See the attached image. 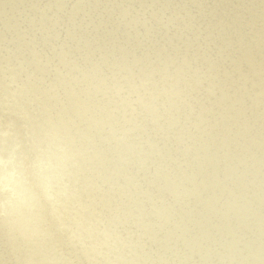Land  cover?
<instances>
[{
  "label": "rangeland",
  "instance_id": "rangeland-1",
  "mask_svg": "<svg viewBox=\"0 0 264 264\" xmlns=\"http://www.w3.org/2000/svg\"><path fill=\"white\" fill-rule=\"evenodd\" d=\"M0 79V146L22 155L37 148L39 165L51 156L41 172L53 168L73 198L78 183L65 174L78 172V157L86 171L95 162L80 204L52 213L53 192L38 204L30 191V207L8 231L2 222L21 204L5 208L0 264H133L139 255L151 264H264V0H0ZM48 128L60 140L45 151L38 142ZM97 163L104 178L117 176L94 185ZM14 175L1 179L15 185ZM109 187L124 192L96 209ZM127 203L139 219L125 222ZM93 207L99 215L85 222ZM112 221L114 241L104 243Z\"/></svg>",
  "mask_w": 264,
  "mask_h": 264
},
{
  "label": "bare ground",
  "instance_id": "bare-ground-1",
  "mask_svg": "<svg viewBox=\"0 0 264 264\" xmlns=\"http://www.w3.org/2000/svg\"><path fill=\"white\" fill-rule=\"evenodd\" d=\"M223 0H219V2L221 3ZM77 6H79V5H77ZM80 10V9H79ZM78 10V11H79ZM58 11V10H57ZM36 12V11H35ZM53 12V11H52ZM60 13H62V11L60 12ZM76 13V12H75ZM83 13H84V11H83ZM88 13V12H87ZM58 16V15H57ZM49 21V20H48ZM46 22V21H45ZM44 22V23H45ZM74 22V21H73ZM41 24V23H40ZM52 26H54L53 24H52ZM56 26V25H55ZM58 26V25H57ZM56 26V27H57ZM59 26H61V25H59ZM48 30V29H47ZM32 31V30H31ZM38 31V30H37ZM49 31V30H48ZM54 31H56L55 29H54ZM58 31V30H57ZM56 31V32H57ZM53 32V31H52ZM62 32V31H61ZM33 33V32H32ZM54 33V32H53ZM58 33V32H57ZM59 34V33H58ZM37 35V32H36V34L34 35V36H36ZM41 35V34H40ZM49 35V34H48ZM57 35V34H56ZM55 36V35H54ZM54 36H51V37H54ZM57 37V36H56ZM56 37L55 38H53L54 40H55V42H57L56 41ZM33 38V37H32ZM31 38V39H32ZM36 38H38L37 36H36ZM45 38V37H44ZM47 38V37H46ZM50 38V37H49ZM39 39V38H38ZM42 39V38H41ZM52 39V38H51ZM58 39V38H57ZM33 40V39H32ZM43 40H45V39H43ZM52 41V40H51ZM25 42H27V41H25ZM24 42V43H25ZM33 41H31V43H32ZM14 43V42H13ZM19 43H20V41H19ZM23 43V42H22ZM22 43H20V44H22ZM34 43V42H33ZM43 43H45V42H43ZM52 43H54V41H52ZM51 44V43H50ZM49 44V45H50ZM58 44V43H57ZM10 45V44H9ZM15 45V44H14ZM19 45V44H18ZM28 45V44H27ZM48 45V46H49ZM54 45H56V44H54ZM20 46V45H19ZM31 46V45H30ZM9 47V46H8ZM21 47V46H20ZM26 48H27V46H25ZM47 47V46H46ZM51 47H52V45H51ZM12 48H13V46H12ZM48 48V47H47ZM49 48H50V46H49ZM52 48H54V46L52 47ZM51 49V48H50ZM53 50V49H52ZM7 51V50H6ZM14 51V50H13ZM17 51V50H16ZM30 51H31V49H30ZM68 51V50H67ZM43 51H41L40 53H42ZM48 52H50V51H48ZM65 52V51H64ZM32 53H34V52H32ZM31 54V53H30ZM33 58V57H32ZM68 65V64H67ZM84 66V65H83ZM39 67V66H38ZM50 68H52V67H50ZM39 69V68H38ZM38 69H37V71H38ZM82 69V68H81ZM87 69H89V68H87ZM57 70V69H56ZM90 70V69H89ZM42 71H43V68H42ZM84 70H82L81 72H83ZM54 72V71H53ZM59 72V71H58ZM51 73V72H50ZM55 73V72H54ZM57 73V72H56ZM82 74V73H81ZM49 75V74H48ZM43 76V75H42ZM83 76H84V74H83ZM82 76V77H83ZM26 78V77H25ZM40 78V77H39ZM42 78V77H41ZM48 78V77H47ZM29 79V78H28ZM70 79V78H69ZM1 80V79H0ZM42 80H43V78H42ZM65 80V79H64ZM73 80V79H72ZM20 81H22V80H20ZM28 81V80H27ZM45 81V80H44ZM43 81V82H44ZM23 82V84H25L24 82L25 81H22ZM30 82V81H29ZM33 82H35L34 81V79H33ZM62 82V81H61ZM65 82V81H64ZM27 83V82H26ZM66 83V82H65ZM22 84V85H23ZM26 85V84H25ZM65 85V84H64ZM67 85V84H66ZM19 86V85H18ZM22 87V86H21ZM27 87H28V85H27ZM60 87H61V85H60ZM65 87V86H64ZM33 87H31L30 89H32ZM28 89V88H27ZM50 89H51V87H50ZM50 89H49V91H50ZM55 89V88H54ZM61 89V88H60ZM63 89V88H62ZM61 89V90H62ZM67 89V88H66ZM16 90V89H15ZM13 91V90H12ZM11 91V92H12ZM48 91V90H47ZM46 91V92H47ZM51 91H52V89H51ZM60 90H58V92H59ZM64 91V90H63ZM65 91H67V90H65ZM81 91H82V89H81ZM25 92H27V91H25ZM41 92V91H40ZM45 92V93H46ZM45 93H43V94H45ZM52 93V92H51ZM55 93H56V91H55ZM61 93H63V92H61ZM68 93V92H67ZM31 94V93H30ZM36 94H38V93H36ZM43 94H42V96H40V97H43ZM49 94V93H48ZM58 94V93H57ZM28 95H29V92H28ZM28 95H27V97H28ZM39 95H41L40 93H39ZM60 95V94H59ZM63 95V94H62ZM16 96V95H15ZM26 96V95H25ZM31 96H33V93H32V95ZM30 96V97H31ZM36 96V95H35ZM38 96V95H37ZM36 96V97H37ZM24 97V96H23ZM39 97V98H40ZM62 97V96H61ZM19 99H20V97H18ZM29 98V97H28ZM28 98H27V100H28ZM65 98V96L64 97H62V98H57L58 100H63ZM17 99V98H16ZM36 99H38V98H36ZM49 99V98H48ZM51 99V98H50ZM26 100V99H25ZM31 101V100H30ZM29 101V102H30ZM35 101V100H34ZM17 102V101H16ZM32 102V101H31ZM47 102V101H46ZM49 102V101H48ZM19 103V102H18ZM24 103V102H23ZM22 103V104H23ZM26 103H27V101H26ZM38 104V103H37ZM49 104V103H48ZM28 105H29V103H28ZM27 104H26V106H28ZM33 105H34V103H33ZM39 105V104H38ZM43 105H47V104H43ZM19 106V105H18ZM40 106H38V108H39ZM43 107V106H42ZM46 107H48L49 108V106H46ZM25 108V107H24ZM30 108V107H29ZM34 108V107H33ZM37 108V107H36ZM27 109V108H26ZM25 109V110H26ZM41 109V108H40ZM44 109H45V107H44ZM50 109V108H49ZM52 109V108H51ZM24 110V109H23ZM132 109L130 108L129 109V112L131 111ZM31 111V110H30ZM42 111H45V110H42ZM51 110H48V112H46V115L50 112ZM60 111L61 110H58V111H53L52 110V112L53 113H50V117H52L53 115L55 116V115H59L58 113H60ZM64 111V114H67V110H63ZM26 112V111H25ZM38 112V111H37ZM36 112V113H37ZM41 112V111H40ZM28 114H30V113H28ZM33 114V113H32ZM64 114H62V116H64ZM41 115H42V113H41ZM44 115H45V112H44ZM124 115V114H123ZM31 116V115H30ZM33 116H35V115H33ZM125 116H127V117H125V118H127V119H130L129 117H130V115H129V113H128V115H125ZM132 116V115H131ZM46 117V116H45ZM1 118V117H0ZM124 117H122L121 119H122V122H125V121H127L126 119H125ZM29 119V118H28ZM34 119V118H33ZM32 119V120H33ZM36 119H37V117H36ZM35 119V120H36ZM46 119H48V118H46ZM132 120H133V118H131ZM30 120V119H29ZM27 121V120H26ZM36 121H38V120H36ZM43 121V120H42ZM18 122V121H17ZM37 123H39L40 124V122L38 121ZM134 123V120L133 121H129V122H127V124H130V125H132ZM20 124V123H19ZM32 124V123H31ZM32 125H34V124H32ZM42 125V124H41ZM39 126V125H38ZM34 127V126H33ZM40 127V126H39ZM42 128V127H41ZM7 129V128H6ZM33 130V129H32ZM123 131H124V128H123ZM7 132V131H6ZM16 132V131H15ZM30 132V131H29ZM33 132V131H32ZM41 132V131H40ZM106 135H108L109 136V142L107 141V144L108 145H110L111 147H109L108 146V148H109V150H113L114 151V143H113V140H112V133H108V132H104ZM7 134V133H6ZM31 134V133H30ZM33 134H34V132H33ZM43 134V133H42ZM44 135V134H43ZM105 136V135H104ZM118 136L119 135H117V136H114L113 138L114 139H117L118 138ZM39 137H40V135H39ZM38 137V138H39ZM14 138V137H13ZM34 138H36L35 136H34ZM41 138V137H40ZM43 138H45V136L43 137ZM46 140L44 141V139L43 140H39V144L40 145H42V146H44V148H45V151L47 150V148H51V147H53L54 145H55V143H57L58 142V139L60 140V136H59V134H57V132L56 131H51L50 130V128H48V130H47V132H46ZM30 140V139H29ZM8 141V140H7ZM36 141H37V139H36ZM9 142H10V139H9ZM25 142V141H24ZM13 143V142H12ZM37 143V142H36ZM4 144V143H3ZM14 144H16V143H14ZM21 144V143H20ZM23 144V143H22ZM25 144V143H24ZM23 144V145H24ZM30 144L32 145L33 144V142L30 140ZM8 145V144H7ZM10 145V144H9ZM23 145H22V147H23ZM26 145V144H25ZM106 144H104V146H103V151H104V149H105V146ZM17 146V145H16ZM7 147V146H6ZM6 147H3V146H0V183L2 184V186H1V188H0V217H2V212L5 210V208L6 207H8L7 208V210H11L10 208L11 207H13V206H15L17 203H20L21 205L19 206V208L17 209V214H16V216L14 217V216H7L8 218L6 219V221H3L2 222V224H4V226L6 225V231H8V230H10L9 228L13 225L12 224V222H14L15 221V219H20L21 218V216L24 214V211H26V209H27V207L30 205V198L28 197V196H30V194L31 193H33V194H36V196H35V199L37 198V200H38V204H41L42 202H43V196H44V194H46L47 193V191H49V190H51L52 192H53V199L55 198V203L57 202L58 204H55V205H53V201H51L50 199H48V200H50L49 202L50 203H46V204H49V211H52V213H60L61 211H63L64 210V206H68V207H70V206H75L77 203L78 204H80L79 202H80V199H81V197L83 196V193H85V192H88L87 190H85L86 189V187L85 186H87V185H89V187H91V185L90 184H88V182H89V180H88V178L86 177V175H89L91 178H92V174H91V170L93 171V173L95 172L92 168H90V167H94V164H95V162L93 161V160H90V161H88L87 163H89V165H88V170L86 171L85 170V168H84V166L86 165V162L85 161H83L84 163H85V165H81V160L84 158V156H81V157H78V159L80 160V161H78V165L80 166L79 167V170H78V172L77 173H72L71 175H68V174H65V176L67 177V181L68 180H70V179H73L74 178V181H77V186H78V188H77V190H76V192H75V197L73 198V194L71 193V196H69V195H67L66 193H67V189L69 188V187H67V185L66 184H62L61 182H60V176H58V177H55V176H53L52 174H53V168L49 171V172H47V176H45L44 177V175L45 174H43L41 171L43 170V167L42 166H46L47 164H49V163H51L52 162V159H51V156H50V160L48 161V158L46 157V153H44V157H45V162L44 163H42V165H39V163L37 162L38 161V156H36V153H34V151L37 149H34V150H32L33 152H28L29 154H27V153H25L26 155H22L21 153H16L14 150L16 149V147H15V149L13 150L12 149V151H14V152H11V151H9V150H7V148ZM21 147V146H20ZM19 147V148H20ZM12 148V147H11ZM14 148V147H13ZM19 148H17L18 150H20ZM24 149H25V147H23ZM39 148V147H38ZM10 149V148H9ZM40 149V148H39ZM11 150V149H10ZM23 150V149H22ZM74 150V149H73ZM113 151H112V153H113ZM25 152H27V151H25ZM35 152H37V151H35ZM68 152H69V154H71V156H74V155H77V151H72V150H69L68 149ZM38 153V152H37ZM75 153V154H74ZM39 154V153H38ZM15 155L17 156V160H16V162H15V164L13 165V167L11 168V169H9V170H6V168H5V165H6V163L8 162V160L11 158V157H15ZM88 155H90V154H88ZM120 155V154H119ZM94 156V158L96 159L97 158V156L95 155V154H93L92 155V157ZM57 158H58V160H61V161H64V159L65 160H67V157H65V156H63V155H61V156H56ZM75 157V156H74ZM120 157V156H119ZM91 159V158H90ZM84 160V159H83ZM124 161H126V159L124 160ZM34 162H36L37 164H38V167L36 168L37 169V171H35L34 169L32 170V167L30 166V165H32ZM124 164H126V163H124ZM41 166V167H40ZM98 163H97V165H96V172H97V175H95L94 176V178L93 179H96V182H94L93 180H92V182L91 183H93L94 185H96V186H98V185H101V186H103L101 183V181H102V178H104V176L102 175V174H99L98 173V171H99V169H98ZM24 167H26V169H27V171L25 172V169H23V171H19V169H21V168H24ZM95 168V167H94ZM8 173V174H7ZM15 173H21V175L18 177V179L16 180V183H14L15 185H9V186H6L5 184L7 183V181L6 180H4V179H1V178H3L4 176V178L6 179H8V180H10V177L11 176H13ZM131 173H127L126 174V178H124V180H123V182L122 183H128V182H130V175ZM35 175H36V177H35ZM8 176V177H7ZM15 176V175H14ZM82 176V178H79V177H81ZM113 176H117V173L115 172V173H111V174H109V173H106V175H105V178L103 179V180H105V179H107V178H113ZM35 177V179H36V181L34 182L35 183V187L33 188V182H32V184H31V187H32V190H28V193L26 194V195H24L23 197H22V199H21V201L20 200H18L19 199V196H22V195H19V193L21 192V190L22 189H24L25 188V185H26V183L28 182V181H30L32 178H34ZM85 177H86V179H85ZM58 182L60 185H53L54 184V182ZM98 182H100V183H98ZM0 184V185H1ZM130 184V183H129ZM110 188L111 187H109L108 188V191L105 189V188H101V190L100 191H102V192H100L99 194H97L96 195V209L98 208V203H99V207H100V209H102V210H104L105 208L103 207L102 208V206L106 203V205L108 204V203H110V201H112V200H110V196L109 195H114V197L116 196L117 198L124 192V188L123 189H121V190H118V192H117V190H116V192L115 191H109L110 190ZM93 189V188H92ZM120 189V188H119ZM30 191H31V193H30ZM137 191V190H136ZM110 193V194H109ZM69 196V197H68ZM107 196V197H106ZM17 197V199H15ZM105 197V198H104ZM24 199V200H23ZM63 199V200H62ZM23 200V201H22ZM115 200V199H114ZM113 200V201H114ZM83 201V200H82ZM90 201H92L91 199H90ZM46 201H44V203H45ZM61 202V203H60ZM43 205V204H42ZM63 205V206H62ZM102 205V206H101ZM80 206V205H79ZM30 207V206H29ZM91 207V206H90ZM36 208V207H35ZM71 208V207H70ZM95 207H93L92 209H88V212L87 213H85L84 214V221L85 222H92L93 221V218L96 216L97 217V215H99L97 212L95 213L94 211L95 210H93ZM118 208H119V210H118ZM126 208L127 209H130V213L126 216L127 217V219L125 220V222L126 221H129V220H135V219H139L140 218V214H139V212H136V210L133 208V207H131V205H130V203H127L126 204ZM121 206L119 205V206H117V213L119 212V211H121ZM71 210H73V209H71ZM82 212V211H81ZM41 213V212H40ZM74 213V212H73ZM101 213V212H100ZM117 213H112V214H110V221L113 219V220H115L114 218L116 217V215H117ZM59 215V214H58ZM61 215V214H60ZM79 215V214H76L75 213V218L77 219H79V217H77V216ZM81 215V214H80ZM35 216H37V215H35ZM101 216V215H100ZM114 217V218H113ZM118 217V216H117ZM3 218V217H2ZM32 218V217H31ZM42 218V217H41ZM39 219V218H38ZM150 219H152V218H150ZM2 220V219H1ZM118 220V219H117ZM148 221V219H145L143 222H147ZM109 222V221H108ZM116 222V221H115ZM38 223V222H37ZM73 224H75V222L74 223H72L71 221H69V222H66L65 223V225H64V227H67V228H69V227H72V225ZM116 224H119V223H116ZM122 224V223H121ZM1 225V224H0ZM37 225V224H36ZM29 228L27 229V233H28V230L29 231H31V228H30V226H28ZM104 227V226H103ZM114 221H112L109 225H107V226H105L104 228L105 229H103L102 231H101V235H100V233H99V235L100 236H102V240L104 241V243L106 242V243H108L107 241L109 240L110 241V238L111 237H113L112 235H113V229H114ZM32 228H33V232L32 233H34L35 232V230H37L38 229V227L37 226H32ZM40 229V228H39ZM84 229H85V227H84ZM84 229H82L81 231H83ZM73 231L75 232L76 231V229H73ZM78 231V230H77ZM4 233V232H3ZM84 233V232H83ZM73 234V233H72ZM31 235V237L34 235V234H31V233H29L28 234V236H30ZM60 236H61V234H59ZM59 235H58V237H59ZM75 235H77V234H75ZM80 235V234H79ZM126 234H122V237L123 236H125ZM6 236V235H5ZM21 236V235H20ZM72 237H73V235H71ZM7 237H8V235H7ZM5 238L7 241H8V238ZM119 237V236H118ZM126 237H128V236H126ZM3 238V237H2ZM101 238V237H100ZM120 238V237H119ZM124 238V237H123ZM4 239V240H5ZM87 239V238H86ZM112 239V238H111ZM126 239V238H125ZM5 240V241H6ZM113 240V239H112ZM114 241V240H113ZM123 241V240H122ZM2 242H4L2 239H1V242L0 243H2ZM99 242V241H98ZM5 243H7V242H5ZM8 244V243H7ZM10 244V243H9ZM93 244V243H92ZM98 244V243H97ZM5 245L6 244H4V246H2L1 245V247H4V248H6L5 247ZM102 245V244H101ZM7 246H9V245H7ZM96 246V245H95ZM10 247V246H9ZM28 247V246H27ZM84 248V247H83ZM116 248H117V246H116ZM2 250H3V248H1ZM6 250V249H5ZM8 250V249H7ZM97 249H95V251H96ZM127 250H129V249H127ZM4 251V250H3ZM104 251V250H103ZM118 251V250H117ZM117 251H115V252H117ZM130 251V250H129ZM128 251V252H129ZM5 252V251H4ZM3 252V253H4ZM84 252V251H83ZM101 252V251H100ZM127 252V253H128ZM15 253H17V252H15ZM27 253V252H26ZM29 253V252H28ZM107 253H110V251L109 252H107ZM102 254V253H101ZM105 254V253H104ZM103 254V255H104ZM132 254V253H131ZM70 255V254H69ZM114 255V254H113ZM117 255V253L115 254V256ZM57 256V255H56ZM21 257V256H20ZM90 257V256H89ZM120 257V255L118 256V258ZM170 257V256H169ZM18 258V255L16 254V257H14V261H16V260H18L17 259ZM22 258H24V257H22ZM102 258V257H101ZM114 256H113V260H114ZM133 258V257H132ZM136 258V257H135ZM138 261L137 262H135L134 261V263L133 264H146V263H148V264H151L152 263V261H148L147 259H146V257L145 256H143V255H139L138 257ZM182 258V255H180L179 257H177L176 258V260H175V262L174 263H176L177 261H179L180 259ZM98 259V258H97ZM117 259V258H116ZM119 259H121V258H119ZM23 260V259H22ZM47 260V259H46ZM101 260V259H100ZM112 260V259H111ZM21 261V260H20ZM67 261V260H66ZM132 261V260H131ZM164 261H166V259H164ZM63 262V261H62ZM76 262V261H75ZM115 262V261H114ZM154 262V261H153ZM2 263L4 264V263H6V264H8L7 262H3L2 261ZM14 263V262H13ZM18 263V262H17ZM39 263V262H38ZM58 263V262H57ZM63 263H65V262H63ZM87 263V262H86ZM118 263V262H117ZM155 264H157V262L155 261L154 262ZM161 263V262H160ZM16 264V263H15ZM72 264V263H71ZM74 264V263H73ZM113 264V263H112ZM167 264H168V262H167Z\"/></svg>",
  "mask_w": 264,
  "mask_h": 264
}]
</instances>
